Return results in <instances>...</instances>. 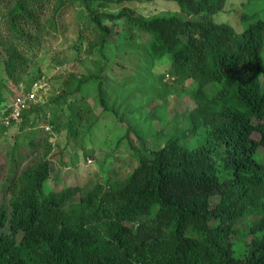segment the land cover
<instances>
[{
	"label": "trees",
	"instance_id": "1",
	"mask_svg": "<svg viewBox=\"0 0 264 264\" xmlns=\"http://www.w3.org/2000/svg\"><path fill=\"white\" fill-rule=\"evenodd\" d=\"M46 1L12 0L7 9L8 36L0 39V57L17 94L43 78L29 87L21 83L28 53L46 25L41 21ZM136 1L158 0L71 3L86 13L85 31L95 39L90 53L103 56L108 36L120 31L122 45H131H120L118 51L128 48V53L143 33L149 39L140 70L166 58L172 82L184 86L191 81L187 90L193 107L182 133L158 149L127 141L137 158L133 171L124 180L90 189L46 192L51 144L46 140L40 156L26 167L21 165L26 154L14 147L0 191V264H264V158L259 154L264 147V20L255 12L240 14L244 29L238 33L228 22L214 21L228 0H161L176 4L180 15L151 18L122 6ZM109 4L120 7L107 12ZM131 51L141 53L138 45ZM101 58L99 73L69 76L62 93L47 103L52 115L43 117L52 134L60 128L58 112L68 110L71 126L73 118L81 123L86 114L71 98L79 93L85 98L91 85L106 109L103 73L108 65ZM13 99L0 97V114ZM40 104H31L19 123L1 121L0 133L13 126L35 127L30 116L42 111ZM85 112L91 113L89 108ZM132 128L120 141L129 138ZM35 135L27 136L26 148H39Z\"/></svg>",
	"mask_w": 264,
	"mask_h": 264
},
{
	"label": "rangeland",
	"instance_id": "2",
	"mask_svg": "<svg viewBox=\"0 0 264 264\" xmlns=\"http://www.w3.org/2000/svg\"><path fill=\"white\" fill-rule=\"evenodd\" d=\"M11 1L0 0V39L8 36L7 9L13 7ZM46 2L45 9L48 11H44L41 20L46 25L44 31H40L36 47L28 53V73L21 82L24 87H29L37 78H45L47 86L39 93L37 102L41 103L42 111L30 116V120L37 123L34 129L29 126L19 130L18 126H13L0 133V191L10 165L9 154L14 147L17 152L26 154V160L21 163L22 167H26L35 157L40 156L42 151H38L43 150L46 140L51 144L48 155L51 176L44 186L46 192L66 187L90 189L97 183L114 184L124 180L137 165V158L127 141L136 146L143 144L149 149L160 148L170 137L182 133L188 109L193 107L187 90L193 84L189 80L181 86L172 82L171 76L167 78L169 63L165 61L166 58L154 62L150 70H140L139 67H143V62H146L144 44L149 39L147 35L138 33L131 47L134 49L138 45L140 55H131L135 53L131 48L128 53V48L126 52L118 51V46L125 40L122 31L108 36L110 44L103 51V56L94 51L90 53V45L95 39L87 36L84 25L87 16L80 5L77 2L71 3V0H66L65 5H59L60 0ZM122 6L144 18L180 15L176 4L161 0L136 1ZM119 7L109 4L105 10L115 13ZM253 12L264 20V0H228L223 12L214 16V21L228 22L241 33L244 26L241 24L240 14ZM195 19L202 18L198 16ZM128 44L131 45L128 41L122 46ZM1 49L3 47L0 44ZM101 57L108 65L103 73L105 79L102 97L106 109L99 103L95 87L91 85L85 98L84 93L71 98L86 114L81 117V123L73 118L74 126H71L68 124V110L58 112L57 125L60 128L52 134L51 126H48L43 117L45 113L52 115L50 104L47 103L62 93L64 82L69 76L78 78L88 73H99L101 64L98 61L102 60ZM1 60L0 57V97L8 101L18 91L17 86L4 75ZM262 62L264 66V51ZM261 83L264 89L263 79ZM87 108L91 113L85 112ZM129 125H133L129 138L120 141ZM32 131L36 132V141L40 143L36 150L26 148L27 136ZM138 134L142 136V141L137 138ZM259 154L264 158V147L259 149ZM88 159L92 161L90 164L87 163Z\"/></svg>",
	"mask_w": 264,
	"mask_h": 264
},
{
	"label": "built area",
	"instance_id": "3",
	"mask_svg": "<svg viewBox=\"0 0 264 264\" xmlns=\"http://www.w3.org/2000/svg\"><path fill=\"white\" fill-rule=\"evenodd\" d=\"M167 78H169L167 76ZM47 86V82L43 77L41 80L34 82L28 91L19 92L14 96L13 101L8 104L0 114V122L5 126H9L11 122L19 123L22 113L31 105L39 101V93ZM92 161L87 160L90 164Z\"/></svg>",
	"mask_w": 264,
	"mask_h": 264
}]
</instances>
